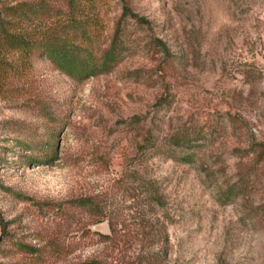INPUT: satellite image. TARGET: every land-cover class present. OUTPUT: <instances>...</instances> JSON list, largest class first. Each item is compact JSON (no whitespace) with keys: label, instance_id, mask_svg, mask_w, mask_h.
Here are the masks:
<instances>
[{"label":"rangeland","instance_id":"obj_1","mask_svg":"<svg viewBox=\"0 0 264 264\" xmlns=\"http://www.w3.org/2000/svg\"><path fill=\"white\" fill-rule=\"evenodd\" d=\"M122 4L147 23L106 72L1 57L0 264H264V0H74L18 29L102 43Z\"/></svg>","mask_w":264,"mask_h":264},{"label":"trees","instance_id":"obj_2","mask_svg":"<svg viewBox=\"0 0 264 264\" xmlns=\"http://www.w3.org/2000/svg\"><path fill=\"white\" fill-rule=\"evenodd\" d=\"M61 2L70 8L74 0H0V63L1 57L8 51L34 52L39 57L47 58L63 74L79 81L108 71L116 62L122 20L129 18L140 24L147 23L122 4L120 17L115 21L109 37L102 43L96 42L90 24L77 22L73 16L67 23L56 29L49 27L37 37L27 36L18 29L20 23L54 18ZM17 143L24 151L23 155H26L30 143L24 139L17 140ZM24 157H28V162L33 165L46 164L51 158L40 160L36 156ZM108 226L113 231L112 226Z\"/></svg>","mask_w":264,"mask_h":264}]
</instances>
